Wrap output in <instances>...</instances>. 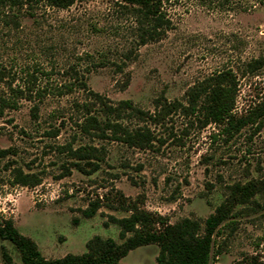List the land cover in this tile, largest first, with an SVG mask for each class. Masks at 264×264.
Listing matches in <instances>:
<instances>
[{"label": "rangeland", "instance_id": "obj_1", "mask_svg": "<svg viewBox=\"0 0 264 264\" xmlns=\"http://www.w3.org/2000/svg\"><path fill=\"white\" fill-rule=\"evenodd\" d=\"M163 9L168 28L144 45L139 44L137 15L120 0H78L66 9L42 4L35 21L20 17L18 28L0 23V97L10 94L9 84H20L33 66L52 73L53 84L68 82L73 68L94 92L112 102L131 100L154 114L157 101L186 105L189 89L230 69L237 82V114L264 102V66L247 68L264 59V0H173ZM85 95L49 94L36 119L33 102L24 100L17 109L0 113V151L9 149L6 156L0 153V218L11 219L46 259L82 254L94 236L121 243L110 217L129 215L123 202H134L172 224L185 217L203 221L230 185L264 183V121L259 130L247 125L228 138L218 126L202 127L197 115L174 109L155 123L148 121L156 139L151 148L138 150L77 133L79 113L73 103ZM53 128L59 129L56 137L48 134ZM73 137L74 147L88 143L105 148L97 171L88 175L70 168L58 147ZM14 167L38 173L41 183L11 185ZM97 199L100 208L86 218L82 211ZM256 199L260 207L243 212L233 229L214 237L221 254L213 261L233 264L256 255L264 264V194ZM1 246L12 264H22L13 245L1 240L0 264H7ZM157 254L156 245L138 247L118 264H157Z\"/></svg>", "mask_w": 264, "mask_h": 264}, {"label": "trees", "instance_id": "obj_2", "mask_svg": "<svg viewBox=\"0 0 264 264\" xmlns=\"http://www.w3.org/2000/svg\"><path fill=\"white\" fill-rule=\"evenodd\" d=\"M76 1L78 0H0V23L2 26L12 23L18 28V19L20 17L34 19L37 7L42 4L66 9ZM120 1L130 6L132 12L137 15L140 22L138 27L140 45L160 39L169 26L163 4L173 0ZM262 66L264 59H257L249 63L247 68L254 70ZM71 70L73 73L68 77V82L53 84L49 79L52 73L44 71L39 66H33L32 70L26 69L25 78L20 84L11 87L12 84L8 83L10 94L0 97V113L3 114L6 109H17L19 101L24 100L33 102L31 116L36 119L39 104L47 95L60 97L82 91L86 94L85 99L73 103V108L79 113L74 121L77 133L91 140H107L138 150L151 148L156 139L148 121L155 123L174 109H181L185 114L197 115L202 127L209 124L218 126L219 132L228 138L247 125L259 130L264 121V102L246 114L235 112L237 82L230 69L218 71L189 89L186 105L180 102L157 101L156 108L159 110L154 114L140 109L128 99L110 101L87 86L83 73L73 68ZM89 72V68L86 69L85 73ZM3 74L2 71V79ZM134 120L137 123H133ZM58 130L53 128L48 134L56 137ZM219 132L212 136L214 140L220 136ZM74 140L75 137L71 142L58 147L59 152L66 154L70 168L88 175L97 171L99 162L104 159L105 148L88 143L74 147ZM0 153L2 157L6 156L9 149ZM85 167H89V170ZM65 170L66 175L70 173L68 167ZM10 172V184L13 186L35 187L41 183L38 173L25 172L20 167H14ZM260 194H264V183H234L228 187L224 200L203 221L185 217L173 224L167 217L146 211L134 202H123L120 205L124 211L129 212V215L122 218L110 217L111 222L119 227L118 237L122 242L117 243L112 238L94 236L86 242L85 252L79 255L66 254L61 258H44L36 243L22 235L11 219L0 218V240L13 245L22 264H118L130 251L148 245L158 247L157 264H218L213 259L221 254V249L219 245H214V237L221 230L234 226L237 223L235 218L241 216L243 212H254L255 207H260L261 204L256 199ZM100 206L101 202L97 199L82 213L86 218H91ZM3 248L1 246L2 258L7 264H12ZM233 264H259V261L256 255H248Z\"/></svg>", "mask_w": 264, "mask_h": 264}]
</instances>
